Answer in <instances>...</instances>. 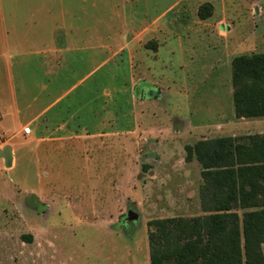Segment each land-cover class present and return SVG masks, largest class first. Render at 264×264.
Returning a JSON list of instances; mask_svg holds the SVG:
<instances>
[{
  "label": "rangeland",
  "instance_id": "rangeland-1",
  "mask_svg": "<svg viewBox=\"0 0 264 264\" xmlns=\"http://www.w3.org/2000/svg\"><path fill=\"white\" fill-rule=\"evenodd\" d=\"M17 1L19 17L33 14L32 19H39V14L27 10L33 5L41 11L43 0ZM64 1L67 12L88 17L86 11L94 0ZM136 1L127 8L129 14L135 15V26L143 19L152 20L174 2L151 0L147 7L143 0ZM186 1L192 3L191 7L175 9L178 15H188L190 19L193 17L190 15H211L210 22L222 20L224 27L217 23L207 25L205 31L211 35L207 39L192 31L190 37H184L183 55L176 56L171 71L158 73L175 82L167 83L163 77L165 89H159L156 100L166 101L162 106L167 111L165 116L159 114L156 123L160 130L156 133L138 130L132 114L143 98L140 96L145 97L149 91V82L138 71L136 56L133 71L109 73L106 68L92 78L112 85L108 89V104L120 120V113L125 111L123 117L131 125L128 135L97 138V151L88 145L82 157L78 150L75 153L70 150L65 160H57L55 154L49 163L44 157L41 160V151L32 150L38 141L35 134L24 135L21 130L20 134L4 135L0 130V149L11 145L15 150L12 167H7L0 157V264H150L149 221L208 214L201 203L204 181H197L198 169L185 161V146L197 143L199 137L215 138L228 130L211 129L204 136L190 134L182 129L177 118L212 124L224 114L236 121L228 95L232 87L231 66L226 71L222 63L218 64L224 55L223 45L220 40V46L215 49L218 43L212 34L225 39L231 47L239 43L236 55L264 52V0ZM73 3L79 8H69ZM107 12L98 25L104 37L113 32L116 35L122 29L117 15L111 9ZM173 16L170 13L163 21ZM89 25L88 19L83 22L86 28ZM177 27L179 31L184 26L177 24ZM208 43L214 44L211 49L207 48ZM147 47L156 48L152 41ZM180 58L186 62L183 68ZM123 59V56L115 57V66H121ZM203 81L199 96L194 92ZM167 89L171 94L166 98ZM219 91L222 95H215ZM155 105L154 101L148 103L150 108ZM25 122L26 119L23 128L30 126L35 131V126ZM180 128L183 132H179ZM23 235H32L33 241L28 242Z\"/></svg>",
  "mask_w": 264,
  "mask_h": 264
},
{
  "label": "crops",
  "instance_id": "crops-1",
  "mask_svg": "<svg viewBox=\"0 0 264 264\" xmlns=\"http://www.w3.org/2000/svg\"><path fill=\"white\" fill-rule=\"evenodd\" d=\"M135 1L94 0L89 6L90 9L86 11L89 12L87 17L67 12L64 0H43L41 11L39 8L32 7L33 5L27 10L39 14L38 21L31 18L33 14L18 16L16 9L19 1L0 0V130L4 135L20 134L21 130L24 135L35 134L38 141L32 145V150L41 151V160L44 157L49 163L55 154L58 155L57 160H65L64 156L66 152H71L70 150L73 153L78 150L82 157L88 145H93L97 151L98 146L95 143L97 138L107 139L128 135L131 125L123 117L125 111L120 113L122 115L120 120L115 117L113 107L108 104L110 95L108 89L112 85L110 86L107 82L93 81L92 78L106 68H109V73L115 70L133 71L136 67L132 63L134 56L138 57L137 67L142 79L145 77L147 80L145 81L149 82L147 93L152 91L156 93V96L148 97L149 99H146L147 94L146 98L140 96L143 98L132 111L136 128L148 134L160 130L156 120L159 114L165 116L167 110L163 106L166 101L159 102L156 98L159 95V89H165L163 77L166 76L158 73L171 71L172 66H175L176 56L183 55L184 37H190L192 31H196L199 36L207 39L211 36L205 31L207 25L217 23L220 27L224 26L221 23L222 20L210 22L213 16L202 18L199 15H190L193 16L190 19L188 15H178L175 9L180 11V8L191 7L192 3H187L186 0H174L164 12L156 15L152 20L143 19L138 26H135V15L129 14L127 9L131 4L138 5V1L136 3ZM143 1L147 7H150L151 0ZM152 3L156 4L155 1ZM76 7L79 8L73 3L69 8ZM115 8H121L122 11L116 12ZM109 9L117 15L122 29L115 33L116 35H113V32L104 37L105 34L99 32L98 25L99 22L102 24L104 15L109 14L107 12ZM170 13L174 15L170 18L171 20L163 21ZM87 19L90 25L86 28L83 22ZM177 24L184 27L178 31ZM168 25H171V28ZM212 36H216L215 43H218L215 49L220 46V40L223 45L224 55L218 60V64L222 63L227 68L226 71H229L228 68L231 66L232 72L233 58L246 53L240 52L236 55L235 51L240 49L239 43L231 47L225 39L214 34ZM147 39L148 42H154L155 49L147 47ZM208 44V49L214 45ZM119 56L125 58L124 63L121 66H115L114 58ZM191 59L194 60V57ZM185 63L183 58H180V68L185 67ZM165 81L175 82L170 77H166ZM196 87L198 90H194V93L200 96L204 81ZM99 88L105 90L99 91ZM169 92L170 90L164 95L166 98L171 94ZM233 93L232 84L228 95L231 104L234 105ZM215 95L221 96L222 93L219 91ZM99 96L101 100L103 99L100 104ZM151 101L157 105L148 107ZM234 116L236 121L221 114L219 121L212 124L177 119L181 121L182 129L190 134L204 136L211 129L228 130L218 137L264 134V116L239 118L235 113ZM171 117L168 118L171 119ZM25 119L27 120L25 123L35 126V131L30 126H25L30 127L31 132L29 134L24 132ZM183 130L181 131L180 128L179 132ZM202 139L208 138L199 137L196 142ZM8 146L11 147L13 156L10 166L12 167L15 162V150L13 146ZM6 147L4 146L3 149ZM1 158L4 159V157ZM187 163L198 169L197 181L202 182L200 163L196 159ZM239 213L243 214V212Z\"/></svg>",
  "mask_w": 264,
  "mask_h": 264
},
{
  "label": "trees",
  "instance_id": "trees-1",
  "mask_svg": "<svg viewBox=\"0 0 264 264\" xmlns=\"http://www.w3.org/2000/svg\"><path fill=\"white\" fill-rule=\"evenodd\" d=\"M232 84L236 116H264V52L235 56ZM185 151L201 165L208 214L149 221L150 264H264V134L202 139Z\"/></svg>",
  "mask_w": 264,
  "mask_h": 264
},
{
  "label": "water",
  "instance_id": "water-1",
  "mask_svg": "<svg viewBox=\"0 0 264 264\" xmlns=\"http://www.w3.org/2000/svg\"><path fill=\"white\" fill-rule=\"evenodd\" d=\"M147 95L149 97H154V96H156V93L154 91H152V92L148 93ZM0 156L4 157L6 165L8 167H10L12 165L13 156H12L11 147L7 146L5 149L0 150ZM130 218H135V216L130 217ZM128 219H129V216H128Z\"/></svg>",
  "mask_w": 264,
  "mask_h": 264
},
{
  "label": "built area",
  "instance_id": "built-area-1",
  "mask_svg": "<svg viewBox=\"0 0 264 264\" xmlns=\"http://www.w3.org/2000/svg\"><path fill=\"white\" fill-rule=\"evenodd\" d=\"M24 132H25L26 134H29V133L31 132L30 127H25V128H24Z\"/></svg>",
  "mask_w": 264,
  "mask_h": 264
}]
</instances>
